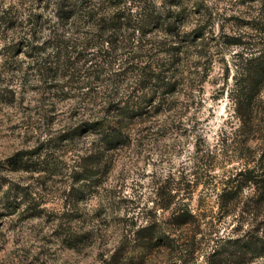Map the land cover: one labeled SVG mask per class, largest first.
I'll return each mask as SVG.
<instances>
[{
  "label": "trees",
  "instance_id": "trees-1",
  "mask_svg": "<svg viewBox=\"0 0 264 264\" xmlns=\"http://www.w3.org/2000/svg\"><path fill=\"white\" fill-rule=\"evenodd\" d=\"M221 1L240 29L223 41L238 47L230 98L242 127L255 126L264 110V0ZM33 8L29 29L5 60L12 75L0 96L11 107L33 103L34 141L0 161V172L23 174L15 182L0 174V190L7 206L35 214L36 194L50 181L66 177L65 196L74 194L78 204L101 186L114 162L133 158L132 146L187 125V113L203 103L222 41L208 0H33ZM254 156L226 175L217 193L224 214L245 213L239 221L252 226L211 233L207 264L264 256V145ZM194 215L182 208L174 223L187 226ZM151 223L137 236L170 237Z\"/></svg>",
  "mask_w": 264,
  "mask_h": 264
},
{
  "label": "rangeland",
  "instance_id": "rangeland-1",
  "mask_svg": "<svg viewBox=\"0 0 264 264\" xmlns=\"http://www.w3.org/2000/svg\"><path fill=\"white\" fill-rule=\"evenodd\" d=\"M208 2L214 6V29L223 45L215 47L203 103L187 113V125L156 132L146 144L132 146L133 158L114 162L101 186L78 204L74 194L65 196L66 177L50 181L46 190L36 194L34 205L39 204L40 211L35 214L7 206L0 190V264H174L182 260L207 264L214 243L209 242L211 233H234L235 228L252 226L239 221L247 217L245 213L224 214L217 193L226 175L261 151L264 110L258 112L255 126L242 127L229 90L238 47L223 43L240 29L229 10H224L229 5L221 0ZM34 8L33 0H0V89L12 75L5 63L7 55L29 29L32 10L38 11ZM1 98L0 161H4L22 145L33 144L34 133L28 131L33 103L25 100L11 107ZM0 174L7 182L23 178V174ZM252 191V186H245V194ZM171 200L172 206L165 208ZM182 208L195 214L187 226L174 223L173 216ZM148 222L170 237L148 242L137 236L136 230ZM245 264H264V256Z\"/></svg>",
  "mask_w": 264,
  "mask_h": 264
}]
</instances>
